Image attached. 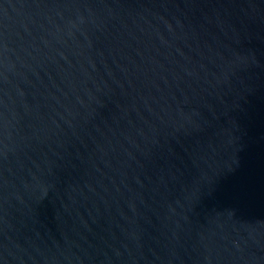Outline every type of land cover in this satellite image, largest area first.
Masks as SVG:
<instances>
[{
	"label": "water",
	"instance_id": "1",
	"mask_svg": "<svg viewBox=\"0 0 264 264\" xmlns=\"http://www.w3.org/2000/svg\"><path fill=\"white\" fill-rule=\"evenodd\" d=\"M0 264H264V0H0Z\"/></svg>",
	"mask_w": 264,
	"mask_h": 264
}]
</instances>
